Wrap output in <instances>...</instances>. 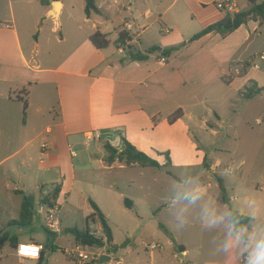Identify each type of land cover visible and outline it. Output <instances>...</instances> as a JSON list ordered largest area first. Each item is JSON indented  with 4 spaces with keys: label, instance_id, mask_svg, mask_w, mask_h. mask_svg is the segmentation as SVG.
Segmentation results:
<instances>
[{
    "label": "crops",
    "instance_id": "obj_1",
    "mask_svg": "<svg viewBox=\"0 0 264 264\" xmlns=\"http://www.w3.org/2000/svg\"><path fill=\"white\" fill-rule=\"evenodd\" d=\"M167 1L160 0L155 7H163ZM216 1L184 0L183 11L170 13L171 5L154 18L149 0L144 2L145 12L131 11L124 16L120 12L111 13L114 4H120L121 0H95L100 13H92L90 17L86 15V3L84 6L81 3L75 12L72 0H9L10 12L0 14V234L6 232L17 241V246L13 247L17 257L28 259L18 255L19 244L38 243L34 238L26 241L20 237L19 230L12 234L6 229L11 220L20 218L22 196L17 194V190L35 195L32 192L35 188L44 197L58 185L61 188L59 198L65 195L72 200L82 185L78 182L79 166L93 161L101 163L104 169H112L114 165L127 166L118 161L112 165L107 162V144L121 152L129 142L162 165L168 161L169 155L171 166L172 157L179 152V147L191 148L192 140H203V133L208 134L205 135L208 140L226 129L229 120L221 113L220 107L229 90L238 93L243 103L264 94V75L250 77V69L259 71L264 64V59H260L264 54V23L260 25L259 21L250 20L225 37L214 31L190 41L194 35L230 13L218 9ZM235 1L237 13L251 8L248 0L244 7H240L239 0ZM56 2H60L58 10ZM263 2L257 0L259 4ZM14 3L18 4L19 24ZM133 7L130 3V8ZM169 13L172 18L167 17ZM129 22L139 34L138 42L130 52L120 54L117 51L120 33L125 32V25ZM98 30L107 37L110 45V39L116 37V50H110V46L99 50L93 45L90 37ZM230 37H235L234 41L228 42ZM246 43L248 55L233 59L234 50H239ZM173 47L180 49L170 55L163 54V50ZM152 48L158 50L151 52ZM137 54L145 58L133 59L132 56ZM162 57L167 60L161 62ZM242 62L251 63V68L245 75H238L232 65ZM255 64L259 68H255ZM23 98L28 101L26 116ZM178 110H182L183 116L170 123V117ZM258 120L262 124L264 117ZM95 130L101 131V139L88 140ZM220 137L224 136L220 134ZM43 143H48L50 150L41 162ZM35 152L38 154V168L31 163ZM207 159L206 156L203 167L213 172L216 179L215 186L212 183L207 186L215 191L213 196L222 203V208L218 207L212 213L208 206L205 219L222 216L223 229L227 234L230 230L233 234L239 230L235 226L229 228L233 225L229 219L230 209L220 200L218 176L225 184L233 209L255 220L252 229L257 222L264 223V196L257 198L254 195L264 190L261 177L246 179L245 161L236 167L237 174L228 171L229 176L224 177L216 173ZM169 167L142 168L165 170L182 183V179ZM203 183L204 178L200 176L197 194L206 200L212 192L206 191ZM46 189L51 191L47 193ZM229 190L233 191L232 197ZM143 191L147 198L152 194L161 197L156 187L145 186ZM18 196L21 197L20 213L15 219L11 209L13 202L16 203L14 197ZM128 200L135 208L136 202ZM160 200L163 202L162 197ZM170 200L169 204L162 205L157 216L177 202L175 197ZM91 201L104 213L112 228L106 203L97 198ZM174 222L178 223L179 217ZM92 223L97 230H102L98 217L92 218ZM88 228L96 234L91 227ZM166 232L177 238L174 229H166ZM182 245L185 247L181 256L184 260L190 257L191 250ZM55 248L57 250L60 246ZM43 251V262L40 259L28 260L50 264L49 259L45 262V247ZM103 255L109 256V252ZM243 258H247V254L240 255L238 246H235L227 251L221 262H212L210 257L198 254L189 264H241Z\"/></svg>",
    "mask_w": 264,
    "mask_h": 264
},
{
    "label": "rangeland",
    "instance_id": "obj_2",
    "mask_svg": "<svg viewBox=\"0 0 264 264\" xmlns=\"http://www.w3.org/2000/svg\"><path fill=\"white\" fill-rule=\"evenodd\" d=\"M159 1L149 0V7H152L154 11V18L158 16V12L165 11L171 5H173L170 9L172 14L183 11L181 9L184 0L176 2L168 0L163 7L156 8ZM72 2L75 12H77L81 3L84 6L86 0H72ZM144 2L145 0H121L120 4H114L115 7L111 13L119 14L120 12L124 16L131 11L145 12L147 7ZM130 3H133V8H130ZM239 5L240 7L246 6V0H239ZM14 11L19 24L20 13L16 3H14ZM4 12H10L9 0H2L0 14ZM170 13L167 17L171 16ZM236 13L234 10L229 14L233 16ZM63 21H65V15ZM49 22L52 24L53 21ZM111 30L113 31V28ZM234 39L235 37H230L228 42H232ZM110 40V50H116V37L113 36ZM246 46L247 43L244 47L238 48L239 50H234L233 59L246 57L248 55L245 52ZM232 66L235 67L236 74L238 71V75H245L251 68V63L242 62ZM258 74L264 75V64L259 71L250 69V77H254L253 75L257 77ZM220 111L226 120H229L226 129L219 131L224 137H220L219 134L217 137L212 136L206 140L205 135L208 134L203 133L201 142L194 139L191 148L179 147V152L173 153L172 164L168 169L180 177L182 183L168 175L165 170L128 166L121 168L119 165H114L112 169H104L101 163L93 161L77 168L78 182L80 181L82 185L72 200H69L65 195H61L58 200V206L61 207L59 213L61 233L53 235L46 229L45 219L48 207L41 203L40 199L43 195L35 188H32V192L36 196L35 217L32 225L11 228L7 226V231L14 234L19 230V236L26 241L34 238L36 242L41 243L47 250L45 262L49 259L50 264H79L69 253L76 247L75 237L66 230L74 227L86 230L91 227L92 231H95V235L101 237L100 231L97 230L95 224L92 223V217H90L93 211L90 200L97 198L107 205L106 212L111 219L114 242L119 247L116 252H109L111 260L103 264H189L193 256L198 254L210 257L212 262L223 261L227 254L223 248L228 234L223 229L222 222L210 224L209 221L212 217L205 219L204 216L208 213V206L210 212L213 213L218 207L222 208V203L213 196L215 191L207 186L208 183L215 186L216 179L213 172L204 169L203 164L207 156V161L213 164L216 173L227 177L230 174L228 171L237 174L236 167L245 161L246 179L257 180L261 177L260 181H264V121L261 124L258 120L264 117V94L253 101L243 103L238 93L229 90L228 97L224 104L222 103ZM211 143L215 145L213 146ZM31 163L37 168L40 166L37 152L31 156ZM200 176L204 178L202 187L212 193L206 197L208 198L206 200L198 195V199L190 202L185 197L198 193L197 181ZM111 185L114 187L109 189ZM145 186L152 189L158 188L157 193L161 195L163 202L157 194H152L147 198L143 191ZM46 190L47 193L51 191L50 189ZM229 194L231 197L234 195L232 190H229ZM254 195L261 198L264 196V190H259ZM174 197L177 198V202L165 208L160 216H157L162 205L169 204L170 199ZM1 198L2 196H0V200ZM126 199L136 202V207L133 209L126 207L124 203ZM14 200L16 203L13 202L14 207L11 209V214L13 218L18 219L21 197H14ZM262 200L264 199L262 198ZM148 204L150 207L147 206ZM15 205H18V208L15 209ZM204 205H206V211L203 208ZM235 205H239V203L235 202ZM176 217H179L178 223L174 222ZM161 224L165 225L164 228L161 227ZM169 228L176 231L177 238L167 234L166 229ZM0 229H2L1 226ZM253 230L258 235L264 232V223L257 222L254 229L247 230V232L252 233ZM153 244H159L161 249L152 250ZM182 244L191 250L190 257L184 260L178 248ZM56 245H59L60 248L51 251V248ZM237 246L240 255L241 253L248 255L247 252L242 251L243 245ZM90 252L94 253V251ZM0 260V264H37L28 259L17 257L11 242L0 248ZM99 261L90 264H99Z\"/></svg>",
    "mask_w": 264,
    "mask_h": 264
},
{
    "label": "trees",
    "instance_id": "obj_3",
    "mask_svg": "<svg viewBox=\"0 0 264 264\" xmlns=\"http://www.w3.org/2000/svg\"><path fill=\"white\" fill-rule=\"evenodd\" d=\"M251 8L249 10L245 11H239L238 13L231 16L229 13L225 16L224 19L221 21L214 23L204 30H202L200 33L194 35L190 41H195L211 32H218L222 36H227L237 30L242 25L246 24L250 20H256L259 21L260 25L264 23V2L263 3H257V0H248ZM86 15L90 17L92 13H100V10L96 6L95 0H86ZM126 38V33L121 32L120 33V40H123ZM91 42L93 45L99 49H106L110 46V41L107 39V37L98 30L90 37ZM180 49V47H173L166 50H163V54L170 55L174 51ZM158 48H152L151 52L157 51ZM132 58H145L142 54H137L132 56ZM23 101V113L26 116L27 109H28V101L26 99H22ZM183 116L182 110L176 111L171 117H170V123H174L178 119H180ZM106 149L108 151V158L107 162L112 165L116 161H118L121 165H127V166H134L138 165L141 167H154V168H164L170 166V159L169 155H167V162H165L163 165L156 159L152 158L148 154L140 151L137 149L134 145H132L129 142H126V147L123 151H118L116 148L111 146L110 144L106 145ZM217 180L219 183L220 188V200L229 206L230 209V215L229 219L230 222L237 228V229H247L251 230L253 228L255 220L252 217L243 215L239 213L237 210L233 209L231 205V199L228 195L227 189L225 187V184L221 178L218 176ZM17 194L22 196V205H21V213L20 218L18 220H11L8 223V227L13 226H19V227H27L30 226L34 220L35 216V204H36V197L33 193L24 191V190H17ZM61 192L60 186L56 185L54 187V190L51 194L44 196L41 200V203L43 205H46L47 207H53L55 204H57L59 195ZM125 204L129 208H133V203L129 201L128 199L125 200ZM92 208L94 210L93 214L90 216L92 218L98 217L104 233L107 237V243H104V241L91 233L90 229L87 228L86 230H81L77 227L69 228L66 231L70 234H72L75 237L76 244L78 245H84L89 247H97L101 248L104 246H107V251L116 252L119 247L113 244L114 236L112 228L109 224L108 219L104 215V213L100 210V208L95 204V202L91 201ZM47 229V228H46ZM48 230V229H47ZM49 231V230H48ZM50 232V231H49ZM53 234L52 232H50ZM54 235V234H53ZM8 242H11L12 247L17 246V241L12 238L8 233L3 232V234L0 236V248L4 247L5 244ZM179 251L183 253L185 251V247L183 245L178 246ZM52 251H56L55 247L51 248ZM44 251L42 252L40 260L44 261ZM45 264V263H41Z\"/></svg>",
    "mask_w": 264,
    "mask_h": 264
},
{
    "label": "built area",
    "instance_id": "obj_4",
    "mask_svg": "<svg viewBox=\"0 0 264 264\" xmlns=\"http://www.w3.org/2000/svg\"><path fill=\"white\" fill-rule=\"evenodd\" d=\"M215 6L220 10L225 11H234L237 8L236 1L235 0H218L215 2ZM125 32H126V38L123 40H120L117 45V51L120 54H127L132 50L133 45H135L138 42L139 34L138 32L134 31V25L133 23L129 22L125 25ZM124 32V33H125ZM260 59H264V54L260 56ZM167 59L165 57L161 58V62H165ZM255 68H259L257 64L254 66ZM49 132V131H48ZM101 139V131L95 130L88 136V140H100ZM50 150V145L48 143H43L40 150V161L44 162L46 154ZM59 213H60V207L58 204H55L53 207H48V211L46 212V228L55 234H59L62 232L61 229V223L59 220ZM101 239L104 241V243H107V237L104 233V230H100ZM95 235V234H94ZM23 246V247H22ZM107 246L97 248V247H89L84 245H76L75 249L69 252L73 258L79 263V264H90L93 262H98L103 254L107 252L106 250ZM152 250L155 249H161V246L159 244H153L151 246ZM44 250V246L38 243H22L18 245L17 253L21 258H30V259H40L42 252ZM90 251H94V253H91ZM23 253V254H21ZM241 264H247L246 258H243L241 261Z\"/></svg>",
    "mask_w": 264,
    "mask_h": 264
},
{
    "label": "clouds",
    "instance_id": "obj_5",
    "mask_svg": "<svg viewBox=\"0 0 264 264\" xmlns=\"http://www.w3.org/2000/svg\"><path fill=\"white\" fill-rule=\"evenodd\" d=\"M185 198L189 199L190 202H194L199 196L198 194H193L186 196ZM223 220L224 218L222 216H213L209 223L215 224L217 222H222ZM233 227L234 225H229L230 229ZM237 245H243L242 251L248 253L246 258L247 264H264V232L258 235L255 230H253L252 233H248L246 229L241 228L233 234L230 230L224 243L223 250L227 252L230 248Z\"/></svg>",
    "mask_w": 264,
    "mask_h": 264
},
{
    "label": "water",
    "instance_id": "obj_6",
    "mask_svg": "<svg viewBox=\"0 0 264 264\" xmlns=\"http://www.w3.org/2000/svg\"><path fill=\"white\" fill-rule=\"evenodd\" d=\"M56 10H58L59 6H60V2H56ZM111 260V257L110 256H106V255H103L101 258H100V261H99V264H103L107 261Z\"/></svg>",
    "mask_w": 264,
    "mask_h": 264
}]
</instances>
